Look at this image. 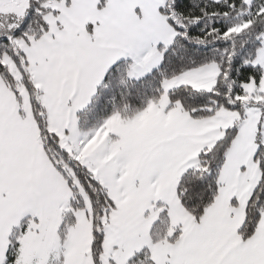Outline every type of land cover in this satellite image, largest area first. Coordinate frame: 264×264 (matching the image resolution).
<instances>
[{
    "label": "snow or ice",
    "instance_id": "obj_1",
    "mask_svg": "<svg viewBox=\"0 0 264 264\" xmlns=\"http://www.w3.org/2000/svg\"><path fill=\"white\" fill-rule=\"evenodd\" d=\"M0 264H264V0H0Z\"/></svg>",
    "mask_w": 264,
    "mask_h": 264
}]
</instances>
